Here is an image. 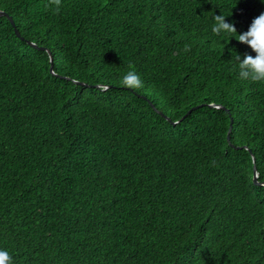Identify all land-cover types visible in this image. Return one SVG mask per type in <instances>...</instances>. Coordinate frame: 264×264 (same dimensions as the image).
I'll return each mask as SVG.
<instances>
[{
	"label": "trees",
	"instance_id": "trees-1",
	"mask_svg": "<svg viewBox=\"0 0 264 264\" xmlns=\"http://www.w3.org/2000/svg\"><path fill=\"white\" fill-rule=\"evenodd\" d=\"M0 10L66 76L0 16V250L15 264H264V83L234 71L249 46L212 32L220 14L247 31L264 0ZM130 65L141 90L121 86Z\"/></svg>",
	"mask_w": 264,
	"mask_h": 264
},
{
	"label": "clouds",
	"instance_id": "clouds-1",
	"mask_svg": "<svg viewBox=\"0 0 264 264\" xmlns=\"http://www.w3.org/2000/svg\"><path fill=\"white\" fill-rule=\"evenodd\" d=\"M62 0H49V5H54L55 10L59 11ZM212 32L217 35L235 37L240 43L246 44L255 53H245L243 56L237 52L234 57V71L241 81H251L264 83V12L255 17L244 32H238L234 23L226 20L223 14L214 16ZM238 33V36L236 35ZM184 52L191 51L189 45H185ZM121 86L138 91L143 89L144 82L135 68L130 65V70L124 74ZM0 264H15L11 255L4 250H0Z\"/></svg>",
	"mask_w": 264,
	"mask_h": 264
},
{
	"label": "water",
	"instance_id": "water-1",
	"mask_svg": "<svg viewBox=\"0 0 264 264\" xmlns=\"http://www.w3.org/2000/svg\"><path fill=\"white\" fill-rule=\"evenodd\" d=\"M2 15H5V16H7L8 18H9V20L11 21V23L13 24V26H14V28H15V31H16V33H17V35L19 36V37H21L22 39H25V37L24 36H22L21 35V33H20V31H19V29H18V27H17V25H16V23H15V20H14V18H13V16L12 15H10L7 11H5V10H0V16H2ZM30 45H32V46H34V47H37V48H39V49H43V50H47L48 51V53L50 54V59H51V72L53 73V74H55V75H58V76H61V77H66V76H63V75H60V74H57L56 72H55V70H54V58H53V54H52V52H51V50L49 49V48H47V47H45V46H40V45H38L37 43H35V42H33V41H31V40H28V39H25ZM67 78L68 79H71V77H68L67 76ZM77 84H82V85H89L88 83H86V82H84V81H80V80H74ZM99 86V85H98ZM203 104H200V105H197V106H194L193 108H191L187 113H186V115H188V114H190L191 112H192V110L193 109H196V108H198V107H200V106H202ZM211 106H218V107H223V106H221V105H215V104H210ZM157 111L159 112V113H161L164 117H166L170 122H172V123H176V122H178V121H173L172 120V118L170 117V116H167L165 113H163L162 111H160V110H158L157 109ZM185 115V116H186ZM185 116H183L180 120H182ZM232 128H233V118L231 119V124H230V128H229V132H228V140L231 142V131H232ZM234 145V144H233ZM243 147H245V148H249L247 145H245V146H243ZM238 148H242V146H239ZM253 160H254V183L255 184H257V185H263L264 184V182L263 181H260L259 179H258V177H259V172H258V168H257V165H256V163H255V160H256V157H255V155H253Z\"/></svg>",
	"mask_w": 264,
	"mask_h": 264
}]
</instances>
